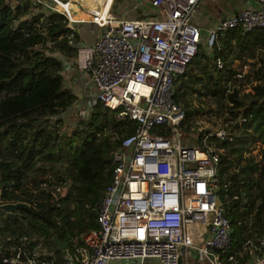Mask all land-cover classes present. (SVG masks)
Masks as SVG:
<instances>
[{
    "label": "built area",
    "instance_id": "2783aa9c",
    "mask_svg": "<svg viewBox=\"0 0 264 264\" xmlns=\"http://www.w3.org/2000/svg\"><path fill=\"white\" fill-rule=\"evenodd\" d=\"M30 1L66 19L65 39L71 54L54 48L51 41L45 47L61 62L63 76L77 74L82 82L83 92L71 89L73 104H78L77 122L87 119L99 103L116 120L128 123L121 132L106 128L101 133L113 145V168L96 206L98 228L73 239L71 247L62 249L60 260L37 245L11 247V255L3 261L179 264L181 253L192 248L199 261L224 264L232 229L217 196L222 149L210 138L228 137L227 115L215 120L199 144H183L185 132L180 125L185 107L174 100L175 80L187 72L202 43L211 49L231 29L264 28V0H254L255 5L218 20L205 38L193 22L201 0H116L124 5L114 15L108 0ZM84 25L87 31L95 30L89 43L83 38ZM215 66L223 68V59L217 58ZM246 75L235 71L232 80L240 84L228 82L227 92L233 88L251 92L259 85L260 79ZM71 106L47 117L48 122L57 128L61 114ZM65 186L59 183L57 188ZM5 202L9 201L0 196V204ZM201 224H207L203 235ZM245 245L249 253L264 252V234L247 236ZM226 259L234 262L235 256ZM253 263L264 264V255Z\"/></svg>",
    "mask_w": 264,
    "mask_h": 264
},
{
    "label": "trees",
    "instance_id": "16d2710c",
    "mask_svg": "<svg viewBox=\"0 0 264 264\" xmlns=\"http://www.w3.org/2000/svg\"><path fill=\"white\" fill-rule=\"evenodd\" d=\"M19 1L0 0V196L25 206L0 213V264H9L3 259L11 255V247L37 245L60 260L64 250L55 236L71 247L73 239L98 228L96 206L113 168V145L101 133L106 128L121 132L128 123L116 120L99 103L70 131L58 133L61 121L57 128L48 122L47 117L62 113L75 100L64 84L61 62L45 47L51 41L54 48L71 54L66 19L38 4L34 7L39 10L31 12L30 0ZM220 41L222 45L209 52L198 49L187 72L175 80L174 100L185 107L183 132L190 130L195 114L193 95L215 99L219 112L227 115L228 137L210 138V143L222 149L217 196L232 229L234 248L249 235L264 234V73L260 64L246 75L260 79L251 92L242 88L227 92L228 82L236 81L235 71L225 64L218 69L215 62L224 61V49H231L232 43L252 58L254 50L264 46V28L231 29ZM208 130L199 131L197 143ZM257 140L261 150L253 153L250 146ZM59 183L67 186L58 189Z\"/></svg>",
    "mask_w": 264,
    "mask_h": 264
},
{
    "label": "crops",
    "instance_id": "0c3cea01",
    "mask_svg": "<svg viewBox=\"0 0 264 264\" xmlns=\"http://www.w3.org/2000/svg\"><path fill=\"white\" fill-rule=\"evenodd\" d=\"M111 3L113 7L115 1H112ZM121 4L122 6L124 5L123 3ZM253 5H255L254 0H201L198 7L200 11H198L196 17H193V22L197 23L201 27L202 36L205 38L208 29L215 22L222 19L223 17H226L236 12L241 8H246ZM110 14L114 15V12H111L110 10ZM87 29L88 26L85 29L87 34L83 35V38L86 37L92 38L93 33L91 31H87ZM221 41L219 40V45H222ZM200 46L202 47L201 50H205L209 52V49L206 48L204 43H202ZM224 52H225L224 64L228 68H231L233 71H242L248 74L249 72L252 71V69L259 67V65L261 64L263 65L262 73H264V46L255 49L254 56L252 58L247 57L244 54H241L235 43H232L231 49L225 48ZM260 58L263 59V63H260L259 60ZM199 230H200V234L203 235L206 232V227L200 226ZM251 231H253V228H251ZM251 236L252 238H255L254 235ZM231 254L235 256L234 262L227 261L226 259L227 256ZM263 255H264L263 251H256L254 252V254L249 253L248 247L245 245V241H244L241 246H235L234 248H232V245H230L228 252L224 253L222 257L224 264H254L253 260L256 257L258 256L262 257ZM179 264H208V263L204 261H199L195 249L190 248L188 250H184L181 253Z\"/></svg>",
    "mask_w": 264,
    "mask_h": 264
},
{
    "label": "rangeland",
    "instance_id": "374dc122",
    "mask_svg": "<svg viewBox=\"0 0 264 264\" xmlns=\"http://www.w3.org/2000/svg\"><path fill=\"white\" fill-rule=\"evenodd\" d=\"M13 0H10V2ZM15 2V1H14ZM20 3H23L22 1H19ZM112 1L108 0V3L110 5ZM29 7L31 8V12H36L37 9L35 8V4L29 1ZM108 7V6H107ZM115 7V8H114ZM121 4L115 0L114 6L111 8V12L117 13L119 12V9L121 8ZM199 8L193 13V17H196L198 14ZM28 16V14H26ZM43 23H45V20H42ZM84 29L87 28V26H83ZM94 29H92L91 32L94 33ZM89 37V36H88ZM91 38V37H89ZM89 38H85L86 42L89 43ZM88 40V41H87ZM199 49H202L200 46ZM249 77V76H248ZM245 79H248L245 77ZM64 84L68 89H72L73 87L77 88L81 92H83V86L82 82L79 79V75L75 74L71 77L67 76V74L64 75ZM234 84L238 85L240 84L239 81H234ZM193 99V104L191 108L194 110V113L192 117L190 118V123H191V128L189 131L185 132V139H182L183 144H189V145H197L198 143L196 142L197 135L200 130L202 129H211L213 126L214 122L216 119H224L223 114L220 111L221 107L218 106L220 105L219 103L217 104L215 102V99H212L211 97H197V96H191ZM78 104H73L67 112L61 114V131H70V129L74 128L76 126L77 122V111ZM199 109V110H198ZM201 109V110H200ZM239 119V117H238ZM235 123V122H234ZM208 130V131H209ZM257 136V134H256ZM198 141V140H197ZM196 142V143H195ZM262 143L261 141H254L251 143V150L253 153H259L261 150ZM264 146V145H263ZM61 172H64V168L58 167Z\"/></svg>",
    "mask_w": 264,
    "mask_h": 264
},
{
    "label": "water",
    "instance_id": "95a60500",
    "mask_svg": "<svg viewBox=\"0 0 264 264\" xmlns=\"http://www.w3.org/2000/svg\"><path fill=\"white\" fill-rule=\"evenodd\" d=\"M24 206H25L24 202H5L0 204V210L6 213H14L16 212L17 209L23 208ZM55 239L58 242L59 249L61 250L64 249L65 244L62 243L60 240H58L56 236Z\"/></svg>",
    "mask_w": 264,
    "mask_h": 264
},
{
    "label": "bare ground",
    "instance_id": "6f19581e",
    "mask_svg": "<svg viewBox=\"0 0 264 264\" xmlns=\"http://www.w3.org/2000/svg\"><path fill=\"white\" fill-rule=\"evenodd\" d=\"M200 226H202V227H206L207 224H201V225H199L198 227H200Z\"/></svg>",
    "mask_w": 264,
    "mask_h": 264
}]
</instances>
